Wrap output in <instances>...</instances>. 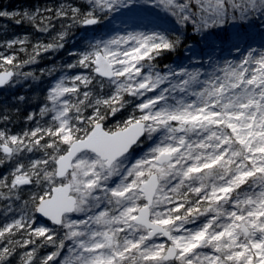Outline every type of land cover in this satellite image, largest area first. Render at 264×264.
Wrapping results in <instances>:
<instances>
[{"label": "snow or ice", "instance_id": "obj_1", "mask_svg": "<svg viewBox=\"0 0 264 264\" xmlns=\"http://www.w3.org/2000/svg\"><path fill=\"white\" fill-rule=\"evenodd\" d=\"M3 20L39 35L0 43V88L53 76L23 69L94 34L35 126L0 130V264H264V0H53ZM237 23L260 47L186 43ZM182 46L189 64H161Z\"/></svg>", "mask_w": 264, "mask_h": 264}, {"label": "trees", "instance_id": "obj_2", "mask_svg": "<svg viewBox=\"0 0 264 264\" xmlns=\"http://www.w3.org/2000/svg\"><path fill=\"white\" fill-rule=\"evenodd\" d=\"M0 1H10L9 2V9L13 10L17 7L21 8L25 7H31L36 2H39V4H42L44 0H0ZM53 1V0H48ZM6 23L9 27L14 30L15 35H23V34H32V39H35L36 36H38V33H33V30L25 25L17 26L14 23H11L10 21H3V24ZM74 35L71 37L69 42L64 48V51H60L58 54H55L54 56L50 54L53 59H48L44 57L40 63L36 65H32L29 67H25L24 71H36L39 73L40 69H47L49 65L53 62L56 63L57 66L60 65V63H64L65 56L68 55V52L73 49H77L78 43H82L83 39L80 38V35L82 33H86L88 30L85 29H74ZM71 40L74 42L72 46H70ZM81 41V42H80ZM77 45V46H76ZM66 51V54H63V52ZM62 53V54H61ZM69 57V56H68ZM20 59H24V56L21 55ZM172 58H170L169 54L163 58L161 61V64H171ZM50 76H43L41 80L39 81H22L19 85L16 87L9 89V91L6 93L5 89L0 90V112H3L7 115H10L11 120L7 123H5L3 120H0V130L6 128L11 134H19L24 130H27L28 128L34 127L35 122L34 121H28L27 117L28 115L33 111H38L39 107L42 105V103L45 100L46 91L49 89L51 83H49ZM24 96L26 99L21 101L18 99V97ZM18 110V111H17ZM124 114H119L117 117L113 118L110 123H114L118 119H122ZM43 121H41L42 123ZM9 170V165L0 166V175H7ZM3 203L0 202V211L3 209ZM3 217L0 216V220H2ZM48 251H51V249H48Z\"/></svg>", "mask_w": 264, "mask_h": 264}, {"label": "rangeland", "instance_id": "obj_3", "mask_svg": "<svg viewBox=\"0 0 264 264\" xmlns=\"http://www.w3.org/2000/svg\"><path fill=\"white\" fill-rule=\"evenodd\" d=\"M9 2L10 1H0V9L10 10L9 5H8ZM81 2H83V0H81ZM43 3L51 4V3H53V1L44 0ZM35 5H39V2H36ZM22 6L23 5H21L20 7L16 6V9H20ZM13 10H15V8ZM154 11H160V10L154 9ZM161 15H164V13L161 12ZM3 21H0V24H3ZM4 25H7V24L4 23ZM226 28H227V31L217 30L214 33V35H212L208 38L207 42L205 40L201 39L198 35L192 33L191 29H189L188 33H187L188 38L186 40V43L193 46L197 56L201 59H205L208 56V54L212 53V48H211L212 44L216 45L214 55H216V56H221V55L229 56L228 48L231 46V41H229V43H226L223 45H221V41L225 40L228 36H231V37H233V39H235L237 33H239V36L241 37V40H240L241 48H245L248 44H252L254 47H260L261 36L259 35V32H260L259 28L255 27L253 25H247L245 27H240L239 23H237L236 26H232L231 24L227 25ZM89 30L90 31H88L86 33H82L80 35V38L83 39V42L78 43L77 49L83 47L85 45L87 39L90 38L94 34L91 29H89ZM16 36H18V35H15L14 30H12V28L9 27L8 25L6 28L0 29V43H2L4 40L12 39ZM41 38H43V37H41ZM73 44H74V42L71 40L70 46H72ZM221 47H223V49H224L223 52H221ZM3 50H4L3 48H0V51H3ZM73 50H75V49H73ZM62 51H64V49ZM63 54H66V51L63 52ZM188 55H190V53L186 54L185 51L183 50V46L177 53L169 54L170 58H172V60H173L172 63H175V64H189ZM51 57L52 56L50 54H48L46 56V58H48L49 60L53 59ZM72 60H73V58L70 56L68 57V55H67V56H65L64 63H60V65L69 63ZM57 61H56V63L55 62L51 63L49 65V67H47V68H50L52 66H55L57 68V71L55 72V74L53 76H50L51 79L49 80V83H51V85L61 75V71L59 70L60 65L57 66V64H58ZM17 85H19V84H16L13 87H7L6 86L4 88L5 92L7 93L9 91V89H12V88L16 87ZM137 152H140V150H137Z\"/></svg>", "mask_w": 264, "mask_h": 264}, {"label": "water", "instance_id": "obj_4", "mask_svg": "<svg viewBox=\"0 0 264 264\" xmlns=\"http://www.w3.org/2000/svg\"><path fill=\"white\" fill-rule=\"evenodd\" d=\"M5 87H6V86H5ZM5 87H3V88H0V90L4 89Z\"/></svg>", "mask_w": 264, "mask_h": 264}]
</instances>
